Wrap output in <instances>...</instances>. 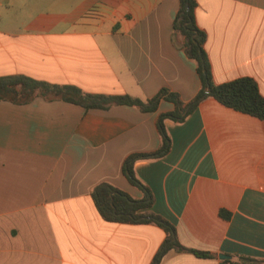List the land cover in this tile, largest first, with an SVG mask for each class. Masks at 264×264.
I'll list each match as a JSON object with an SVG mask.
<instances>
[{"label":"crops","instance_id":"crops-1","mask_svg":"<svg viewBox=\"0 0 264 264\" xmlns=\"http://www.w3.org/2000/svg\"><path fill=\"white\" fill-rule=\"evenodd\" d=\"M178 1L0 0V76L141 99L164 87L188 102L201 84L172 34ZM194 19L212 81L249 76L264 97V0H196ZM173 107L0 100V264H151L164 230L106 221L90 193L108 182L142 198L123 161L159 148L156 117ZM164 128L169 151L136 160L134 174L177 240L210 256L169 249L157 264L264 259V121L204 97Z\"/></svg>","mask_w":264,"mask_h":264},{"label":"trees","instance_id":"trees-1","mask_svg":"<svg viewBox=\"0 0 264 264\" xmlns=\"http://www.w3.org/2000/svg\"><path fill=\"white\" fill-rule=\"evenodd\" d=\"M195 7L196 0H179L172 20V34H179L181 37L177 46L194 60L195 70L201 84L198 92L188 102H183L176 92L164 87L153 96L141 99L128 94L84 92L76 85L49 83L24 74L0 76V100L15 104H25L36 96H40L46 100L61 99L78 104L86 110L106 109L111 105L125 104L135 106L142 112H148L156 110L160 100L173 103L174 107L171 111L159 113L155 120L161 138L159 148L150 152L129 154L122 164L123 174L132 185L142 191V198L134 199L108 182L97 183L90 193L96 210L104 220L123 223L151 222L164 230L165 238L151 264H157L160 257L169 249L191 251L202 257L210 256L209 252L187 248L177 240L174 226L151 211L153 202L151 191L134 174L133 164L136 160L158 158L169 151L170 139L164 128V120L182 122L204 97H212L226 107L264 121V97L253 78L242 76L222 83L212 81L209 62L204 50L205 33L195 22ZM205 88L209 89L206 94H204ZM219 214L225 218L229 216V213L223 210H219ZM236 261L240 264H264V259L247 256H238Z\"/></svg>","mask_w":264,"mask_h":264},{"label":"water","instance_id":"water-1","mask_svg":"<svg viewBox=\"0 0 264 264\" xmlns=\"http://www.w3.org/2000/svg\"><path fill=\"white\" fill-rule=\"evenodd\" d=\"M209 89L208 88H205L204 89V94L208 93ZM220 258H228L229 256L228 255H224V254H220L219 255Z\"/></svg>","mask_w":264,"mask_h":264}]
</instances>
